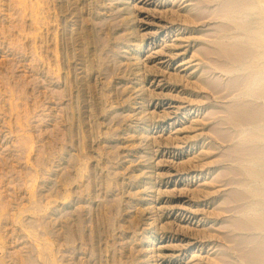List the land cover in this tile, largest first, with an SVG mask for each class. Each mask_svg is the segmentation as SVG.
Segmentation results:
<instances>
[{"label":"rangeland","instance_id":"rangeland-1","mask_svg":"<svg viewBox=\"0 0 264 264\" xmlns=\"http://www.w3.org/2000/svg\"><path fill=\"white\" fill-rule=\"evenodd\" d=\"M197 1L0 0V264H249L233 24Z\"/></svg>","mask_w":264,"mask_h":264},{"label":"bare ground","instance_id":"bare-ground-1","mask_svg":"<svg viewBox=\"0 0 264 264\" xmlns=\"http://www.w3.org/2000/svg\"><path fill=\"white\" fill-rule=\"evenodd\" d=\"M143 1L144 4H146L148 1L158 0H141V2ZM186 1H189L188 6H186L184 9L181 8L179 10H182L188 15L187 19L189 21L191 18L193 20H196L199 13L198 11L201 9V6L198 4L197 0ZM204 1L205 3H203ZM213 1L215 0H202L200 1V3H203L202 6H204L205 8H209ZM261 1L218 0L217 4L215 5L216 10L214 11V14L217 15L218 18L220 17L221 20L225 19L226 22L229 20L228 22H231V24H233L232 30H234V32L231 34V36L227 33L225 34V36L223 33V35H221L220 33V40H218L217 44V46H219L216 50L213 51L214 54H217L222 60L219 59L220 62L213 63V66L219 69V71L223 74L234 75L235 72H242V74L232 76V78L229 79V85L234 88L235 93L232 97L231 104L225 108L223 114L225 116L226 122L230 124V127L232 129L236 127V129L239 128L240 144H243L241 143L240 138L243 135H249L248 138L246 137V139L254 141V143L252 142V145L248 144L246 148H241L240 151L242 152L239 153L240 156L236 157V159L233 160L241 165V167L238 166L240 167V171H236L241 179L240 181L237 180L235 183H239L240 185L245 186V188L242 186V188L247 190V192H244V194L248 193L247 195L250 198L249 204H247V200L243 199L247 201V205L245 207V210L243 211H246V214L252 215L250 218L251 220H249L250 215L248 216L245 213V215H241L243 218L247 216L248 219L246 220H249L248 222L251 223L250 227H252L251 230L249 228V225H247L248 229H250V231L252 232L250 233V238L246 236L248 237L246 239L251 240L253 247L252 250L251 247L249 248L250 252H247L245 257L243 258L247 260L249 264H264V19L261 17ZM199 15L202 16V13ZM186 16L184 17L186 18ZM192 19L191 22L193 21ZM191 22H189V25ZM232 39L233 41H229ZM214 42L217 41L214 40ZM209 49H205L206 54L207 52L208 54H210V51L212 52V49ZM171 50L173 51L174 49ZM248 131H251L253 133L248 134ZM245 133H247L248 135ZM236 134L238 135L237 131ZM242 139L244 140V138ZM260 142H263V144H261ZM235 155L237 154L235 153ZM236 169L237 168H235V170ZM234 175H236V173ZM240 190L238 191V193H235L236 195L233 194V196H239V194L241 195L242 193H239L241 192ZM231 197L232 196H230V199ZM240 198L241 197L239 196L238 199ZM232 199H234V197ZM235 201L236 203L238 202L237 199ZM237 205L238 204H236V206ZM242 205L243 204H241L240 207ZM244 206L245 204L243 205V207ZM240 207H238L240 210L244 209L243 207L242 209ZM238 208L236 209L237 212L239 211ZM189 218L190 217H188V219ZM238 218H236V222H239L237 220ZM244 220L245 219H243V221ZM232 224H234L233 226H235V222ZM238 224V230L246 229V225H244V222L242 224ZM243 233L246 234L245 231ZM248 240L244 242H248Z\"/></svg>","mask_w":264,"mask_h":264}]
</instances>
